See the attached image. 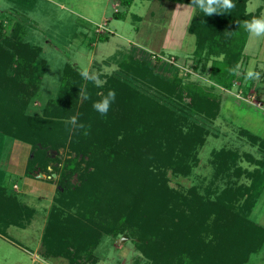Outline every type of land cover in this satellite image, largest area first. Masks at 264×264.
Instances as JSON below:
<instances>
[{"label": "rangeland", "instance_id": "1", "mask_svg": "<svg viewBox=\"0 0 264 264\" xmlns=\"http://www.w3.org/2000/svg\"><path fill=\"white\" fill-rule=\"evenodd\" d=\"M120 2L0 0V21L6 27L20 24L24 35V39L8 45L0 41L1 182L11 195L35 211L25 228L10 226L1 233L0 264H69L65 255L76 254L74 242L82 235L80 264H173L169 254L177 251L180 264H237L233 260L227 262L233 254L229 250L233 236L227 237L223 227L238 225L235 208L243 204L245 197L233 203V209L220 197L229 187L249 186L247 173L262 170L258 161L264 158V150L252 144L248 135L264 139V38L250 41L246 37L237 62L242 74L236 76L241 81H234L231 89L221 87L211 75L213 63L225 60L231 45L237 47L225 21L227 16H234L242 8L243 19L259 17L264 14V0H233L235 8L210 16V25L223 21L226 26L210 32L207 38L202 27L194 30L192 23L202 12L191 6V0H132L129 7ZM178 4L185 6L177 7ZM99 36L106 40L98 41ZM18 43L32 49L28 55L20 50L23 61L8 50L15 49L10 44ZM224 45L229 46L225 51ZM232 61L229 58L227 65L231 66ZM250 64L260 72L259 80L245 79L243 72ZM83 67L97 73L102 86L83 80L79 75ZM174 77L180 83H175ZM191 85L211 91L219 103L196 109L193 115L186 113L194 105L187 93ZM81 88L86 89L89 99L79 97ZM110 90L116 93L115 101L107 115L101 116L92 105ZM68 97L74 101L66 108ZM149 102L162 106L158 107L160 114L173 107L177 121L168 128L173 134L167 133L178 144L188 142L181 137L190 135L192 119L201 122L207 118L203 143L185 159L188 170L173 171L167 164L159 170L162 177H157L155 162H150L154 154L144 145L145 139L131 131L129 122L133 118L127 113L137 112L128 111L132 104L147 106ZM181 110L191 118L184 121ZM52 113L60 117H52ZM72 116L85 128L66 123ZM59 121L62 126L55 130L67 133V140L63 146L45 145L46 154L53 161L45 171L33 172L37 180H31L35 185L22 197L19 187L23 179L10 176L11 166L19 160V154L27 158V163L36 155L31 139L37 136L35 130L42 122L49 126L50 122ZM12 131H18L21 139L12 137ZM71 143L78 145L80 154L70 148ZM112 146L117 147L115 151L125 169L109 180L110 185L129 188L131 195H138L140 207L155 212L150 225L153 230L147 228V233L141 225L149 220H143V214L131 202L128 210L135 219L127 230L115 235L101 231L107 206L94 200V184L89 189L86 182H92L100 157H105ZM37 148L43 146L38 143ZM220 151L235 155L227 170L215 159ZM92 152L97 155L91 157ZM141 160L143 164H139ZM67 162L75 164V171L59 184L58 173ZM43 180L50 190L36 184ZM172 203L178 209L171 210ZM175 214L180 218H175ZM248 219L264 227V189ZM48 224L58 230L54 244L58 252L51 256L43 254L42 246ZM243 232L236 245H245ZM89 247L90 252L86 253ZM238 264H264V244L258 253L248 254Z\"/></svg>", "mask_w": 264, "mask_h": 264}, {"label": "trees", "instance_id": "2", "mask_svg": "<svg viewBox=\"0 0 264 264\" xmlns=\"http://www.w3.org/2000/svg\"><path fill=\"white\" fill-rule=\"evenodd\" d=\"M177 1L188 2V0H176V2ZM120 3L123 6L129 7L132 4V0H121ZM242 10V8H239L237 11H235V13L231 11L230 14L233 13L235 15H228L225 20L229 23L228 26L230 27H227L229 29L231 28L232 37H235L237 47L235 48L236 45H231V47L229 48V46L224 45V51L225 49L229 48L228 52L226 53L227 58L225 60L213 63L214 70L212 72L213 74L211 75V77L214 78V80H216V82L221 87L227 90L231 89L234 81H241V77H237L230 71V69L234 68L237 65V62L241 59L242 49H244L245 46V39L248 36V33L246 31H243L244 28L242 22L246 19H243V17L241 16V14L243 15ZM209 18L210 16H206L202 12V16H200L198 19L196 18L193 21L194 23H192L195 26L194 30H198L200 29V27H202V34L205 35L204 38L210 36V32L220 30L219 28L224 27V25L226 26V24L222 21L219 25H216L218 26L216 28V26L209 24ZM199 35L201 36V34ZM19 39H24L20 24L16 23L11 27H6V24L0 21V41L4 42L3 44L8 45L10 41L16 42L19 41ZM97 40L105 41L106 39L103 36H99ZM13 45L15 49H8L10 50V52H12V56H16L19 58L20 50L22 51L21 53H25L27 55L31 53L30 50L32 49L26 47L23 44L21 45L18 43L17 46L16 44H10V46L12 47ZM230 53L233 54V57ZM229 58L233 59L231 66L227 65V63L229 62ZM19 59L23 61V58L20 57ZM174 80L175 83H180V79L178 77H174ZM76 86L77 85L75 84V87ZM187 88L189 98L194 104L192 105V108L189 109V111H186V113H190V115H193L196 109L203 107L205 108L206 105L210 106L211 104L216 105L219 103L215 95H213V93L209 90H205L199 86L193 87V85L188 86ZM72 95L74 96V94ZM72 99L74 98L72 97ZM73 101L74 100H71V97H68L67 101L64 102L65 107L69 108ZM158 107L161 108L162 106L157 105L155 107L154 103L152 102H149L147 106H140L137 103V105L132 104V107H128V111L130 109H135L137 112L132 115L130 112L127 113L130 114V117L133 118L131 123L129 122V125H131V127L133 128L131 131L140 134V136L145 139L144 145L151 150L152 154H154L152 158H149L151 163L155 162L154 167L158 172L157 177L160 178L162 177L163 173H160L159 170L160 168H165L167 164L168 168L172 169L173 171H186L189 169V167L185 164V159L188 156H191V152H194L196 150V147L200 146L203 143V135L207 134V131L204 127V123L208 122V120L206 117H203L201 122L200 120L192 119V124L189 127L192 130L191 132L189 131L190 135L184 138L181 137L182 140H188V142L178 144L175 142V140H171L169 134L172 135L173 133L168 130V128L171 126V122L173 121L175 123L177 121L176 119H174L175 113L172 109L173 107L169 108V110H161L163 111L161 114L158 111ZM186 113L184 112V110H181V114L184 115V121L188 120V118H191L190 115ZM51 115L52 117L56 118L60 117V115L56 116L55 113H52ZM122 117L123 116H121L120 120H122V123H125V125L128 126V124L125 122L126 118ZM41 125L42 126L37 127L35 130V132L37 133L35 139H31V143L33 144V147L36 149L37 152L36 155H34V157L31 158L26 165V176H32L33 172L36 169H42V171H45L48 164L53 161L46 154L45 145L52 144V147H57L60 145L63 146L67 140V133H62L61 131H59V129L55 130L56 126H62V123L60 121L57 123L50 122L49 126H46L45 122H42ZM28 127L29 129H33L30 127V125ZM13 136L17 137L19 140L21 139V136L18 134V131H12V137ZM248 137L252 144H257L260 149L264 150V139L252 134H249ZM38 143H40L43 148L38 149ZM50 146L51 145H49V147ZM77 146L78 145H76L75 143L70 144V148L73 149L76 153L80 154ZM115 148L117 147L112 146L106 152L105 157H100V163H97L99 165L96 169V173L92 175V178L94 179V181L92 179L93 183H89V180L86 182V184L89 185V189L92 187V184H94V189H92L94 200L100 201L104 206H107V213L104 214L105 221H103V230L101 231L104 234L108 233L111 235H115L119 234L123 229L127 230L129 225L132 224L131 222L135 219L134 217H132L131 212L128 210L130 206L128 205V203L131 202L130 204L134 208L137 207L136 209H139V213L143 214L142 219L149 220L148 222L144 221V223L141 225L147 233V228H149V230L150 228L153 230L152 226L150 227V225L156 217L154 215L155 212L146 211L144 207H140L141 205H139L136 201L138 195H131L132 192H130L129 188H123L120 185H117L115 187L110 185L112 183L109 182V180L113 181V178L115 176H120L122 173L121 171L125 169L122 160L119 158L117 152L115 151ZM167 153L168 157L166 155ZM90 155L91 157H94L97 154L95 152H92ZM262 156L264 157V153L262 154ZM215 157L216 161L220 163L221 167H223V170H227V164L235 160V155H232L227 151H220L218 152V154H215ZM261 160L258 161V164L262 166V170L255 169L252 172L247 173V175L251 179L249 186L239 185L236 188L229 187L221 193L222 195L220 199L222 201L226 200L230 205L231 209L235 207L233 203L238 202V199L242 198L243 196L245 197L243 204L239 207L236 206L235 208L236 211L239 213L236 218L238 225L236 226V223L232 222L233 224L228 226V228L224 229L223 227V231L225 230V233L228 234L227 237L229 236L230 238L231 236H233V239L230 238V244L228 242L229 250L233 252V254H230V256H228L229 259L227 262L233 260L236 261L237 264L241 263L246 260L248 254L258 253L264 244V227L257 225L256 223L248 219V217L251 215L252 209L254 208L256 201L258 200L261 195V192L264 189V158ZM167 161L168 163H166ZM143 162L144 161L141 160L139 164H143ZM162 164L163 167H161ZM69 166H72V169H70ZM74 166V163H65L62 170L58 173L59 184L65 181V179L69 176V173L75 171ZM140 169L144 171L143 167H141ZM53 170L57 171L58 169L54 168ZM1 177L2 173L0 174V235H2L1 233L6 231L10 226H16L21 229L25 228L29 224L31 218L35 213V211L29 206H27L23 201H20L16 196L11 195L8 192L7 187L1 182ZM95 186L98 187V189H95ZM125 201H127V203ZM87 206L88 204H86V206H84L83 208H86ZM124 206H126V208ZM117 208H120V213V210L118 211ZM176 209H178V207L175 205V203H172L171 210L174 211ZM118 218H121V220ZM175 218H180V216L178 214H175ZM173 222H175L174 225H176V221L174 219ZM243 227L245 228L243 229ZM155 230L157 231L159 230V228L156 227ZM219 230H222V228L220 227ZM57 231V227H55L54 224H48L42 239V246L44 247L43 254L45 256H51L52 254L58 252L56 251L57 249L55 250L56 247H54L55 234L57 233ZM240 232L244 233L243 241L244 239L246 240L244 246H242V244L240 245V242H237L239 243L238 245H236L235 243L236 239L238 237H241ZM82 236L84 237V235ZM82 236L76 239L77 242H74L76 243V254L69 255V253H67V255H65L66 257H69V264H80L79 252L84 246V244L80 243L83 240ZM222 238L223 237L221 236V239ZM86 248L84 250H86ZM90 249L91 247L86 250V253L90 252ZM169 255L173 257V264H180L179 260L181 255L179 251L172 252ZM88 256H90L89 253Z\"/></svg>", "mask_w": 264, "mask_h": 264}, {"label": "clouds", "instance_id": "3", "mask_svg": "<svg viewBox=\"0 0 264 264\" xmlns=\"http://www.w3.org/2000/svg\"><path fill=\"white\" fill-rule=\"evenodd\" d=\"M185 5L178 4L177 7H183ZM191 6L199 8L206 16H212L213 14H220L227 12L235 8L233 0H191ZM243 28L248 33L249 40L264 38V14L259 17H253L250 20H244L242 22ZM230 71L240 76L241 65L237 64ZM79 75L85 81L93 83L95 86L100 87L103 81L100 80L99 75L95 72L89 70L88 67H83L79 71ZM246 80L253 81L260 79V72L255 71L254 68L249 65V67L243 72ZM79 97L81 99H89L86 89L81 88L79 90ZM116 93L114 90H110L106 95H102L101 99L95 101L92 105L93 109L98 112L101 116H106L111 104L115 101ZM239 98V97H238ZM66 123H69L74 128L84 129L85 125L78 123L77 117L72 116ZM87 135V131L84 132Z\"/></svg>", "mask_w": 264, "mask_h": 264}, {"label": "crops", "instance_id": "4", "mask_svg": "<svg viewBox=\"0 0 264 264\" xmlns=\"http://www.w3.org/2000/svg\"><path fill=\"white\" fill-rule=\"evenodd\" d=\"M21 146H22V144H21ZM26 165H27V158L25 159V158H23V155L19 154V160L17 162H15L14 165L11 166V170L9 172L10 176H16L17 178H19L21 180L23 179V182H22L21 186L19 187L21 190V193H22V197L26 196L34 187L35 184L33 185V182L31 179L37 180L36 177H34V176H26V174H25ZM45 182L46 181L43 180L42 182H38L36 184H38L40 188L42 187V188L50 190V188L46 185Z\"/></svg>", "mask_w": 264, "mask_h": 264}]
</instances>
